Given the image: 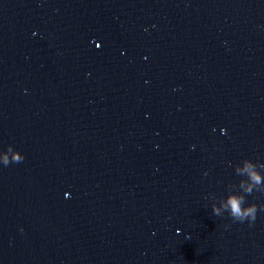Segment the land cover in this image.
Listing matches in <instances>:
<instances>
[{
    "label": "water",
    "instance_id": "water-1",
    "mask_svg": "<svg viewBox=\"0 0 264 264\" xmlns=\"http://www.w3.org/2000/svg\"><path fill=\"white\" fill-rule=\"evenodd\" d=\"M244 159L264 0H0V264H264L212 211Z\"/></svg>",
    "mask_w": 264,
    "mask_h": 264
},
{
    "label": "clouds",
    "instance_id": "clouds-1",
    "mask_svg": "<svg viewBox=\"0 0 264 264\" xmlns=\"http://www.w3.org/2000/svg\"><path fill=\"white\" fill-rule=\"evenodd\" d=\"M8 152L12 153L11 158ZM22 160L23 156L18 152H13L12 146L9 145L7 152L3 155V164L7 166L10 162ZM262 170H264V163H254L248 159H244L241 165H237L235 173L244 179H241L238 185L229 186V194L226 198L220 199L219 206L213 203V213L216 216H222L224 212H227L234 222L242 223L247 220L251 226L257 218L258 207L260 211H264V204L258 206L256 203H251L246 206V196L254 191L264 192ZM237 188L238 191H233Z\"/></svg>",
    "mask_w": 264,
    "mask_h": 264
}]
</instances>
